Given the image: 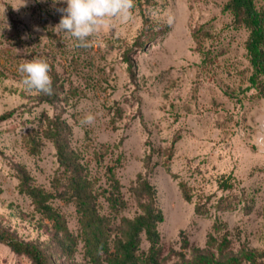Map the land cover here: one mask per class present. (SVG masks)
Segmentation results:
<instances>
[{
	"label": "rangeland",
	"instance_id": "1",
	"mask_svg": "<svg viewBox=\"0 0 264 264\" xmlns=\"http://www.w3.org/2000/svg\"><path fill=\"white\" fill-rule=\"evenodd\" d=\"M152 1L144 13L168 30L144 48L132 46L142 25L135 2L127 21L114 20V27L102 28L89 47L81 48L75 38L56 28L61 17L57 9L65 4L0 0V113L12 110L0 122L1 221L19 237L46 244L47 234L40 224L48 221L19 191L16 166H23L35 185L51 188L59 165L55 147L42 130L48 119L60 114L71 126L70 145L87 164L98 192L109 188L106 169L120 157L115 174L129 202L123 215L131 218L140 213L130 191L138 173L153 185L156 205L163 213L157 228L164 259L171 250L188 253L181 246L182 236L191 245L205 246L216 220L226 223L233 250L245 245L264 252V96H258L248 80V31L231 25V14L222 10L226 0ZM255 2L264 8V0ZM131 47L135 81L122 59ZM34 59L45 60L51 74L66 88H75L68 103L53 105L37 100L34 91L23 90L17 68ZM116 107L120 115L114 113ZM88 114L93 121L81 124ZM30 134L41 139L37 154H30L25 145ZM176 136L170 172L158 153L145 168L150 144L163 149ZM221 177L233 187L221 189ZM179 180L188 185L190 202L183 199ZM220 197L229 198L233 207L218 209ZM100 202L107 213L102 196ZM52 205L76 234L79 224L73 203L53 199ZM195 205L203 213H196ZM141 239L145 250L148 242L143 234ZM175 259L171 256L167 262ZM74 260L85 264L81 242ZM0 264L31 261L0 243Z\"/></svg>",
	"mask_w": 264,
	"mask_h": 264
},
{
	"label": "trees",
	"instance_id": "2",
	"mask_svg": "<svg viewBox=\"0 0 264 264\" xmlns=\"http://www.w3.org/2000/svg\"><path fill=\"white\" fill-rule=\"evenodd\" d=\"M142 15L141 28L132 42V46L144 48L147 43L167 32L166 24L155 25L144 10L152 5V0H134ZM222 10L232 16L231 25L234 28L243 27L248 31L245 49L251 65L249 82L256 89L258 96H264V8L257 6L255 0H226ZM158 27V28H156ZM123 61L132 81L136 78V61L132 54V47L123 52ZM74 63H78L74 59ZM52 71L54 72L53 68ZM52 94H36L37 100L53 105L60 102L68 103L75 94V88H66L59 81L56 74H51ZM76 91V90H75ZM114 113L121 114L119 107ZM12 110L0 113V122L8 119ZM71 126L56 114L47 120L42 135L50 140L55 147V156L59 165V173L51 180V188L35 185L32 177L23 166H16L19 179L18 187L21 193L27 194L41 219L48 223L40 224L47 234V241L23 239L13 230L5 226L0 217V243L5 244L12 252L28 257L31 264H78L74 260L78 244L82 243L85 264H243L249 262L260 264L264 252L242 245L233 250L230 232L223 221L216 220L212 224V231L208 234L205 246L189 244L182 236V248L186 251L171 250L166 258L161 256L160 233L158 223L163 221L162 210L156 205L155 188L146 176L138 173L134 184L130 186L140 213L127 217L122 213L129 207V202L121 192L119 178L115 170L120 165V157L106 169L109 188L98 192L95 182L89 176L87 164L80 153L70 145ZM179 136L163 149L149 147V153L144 158V167L148 168L151 156L158 153L163 157L162 165L170 172L169 163L173 157L174 144ZM30 154H37L42 145L37 134H30L25 141ZM173 178L178 175L171 173ZM178 186L185 201L190 202L192 194L185 181L179 180ZM221 189H231L233 184L226 177L218 180ZM100 196L107 203L108 212H102ZM53 199H60L66 203H73L77 215L79 228L73 233L67 226L65 215L52 205ZM218 209H231L232 202L227 197H220L216 202ZM249 207H246L248 211ZM195 212L203 213L199 205H195ZM221 232V233H220ZM183 234V231H180ZM144 235L148 247L141 248V235ZM171 256L176 259L168 261Z\"/></svg>",
	"mask_w": 264,
	"mask_h": 264
},
{
	"label": "clouds",
	"instance_id": "3",
	"mask_svg": "<svg viewBox=\"0 0 264 264\" xmlns=\"http://www.w3.org/2000/svg\"><path fill=\"white\" fill-rule=\"evenodd\" d=\"M66 6L57 9L61 17L56 28L76 40V47L87 48L90 39L102 28L114 27L113 21H127L132 15L134 0H53ZM4 12V8H3ZM50 65L42 59L27 60L19 64L23 90L36 94H52ZM94 117L86 115L81 124H90Z\"/></svg>",
	"mask_w": 264,
	"mask_h": 264
}]
</instances>
